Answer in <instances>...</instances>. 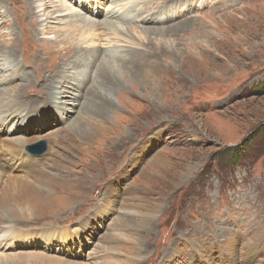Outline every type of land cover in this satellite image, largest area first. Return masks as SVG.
<instances>
[{
  "label": "rangeland",
  "instance_id": "374dc122",
  "mask_svg": "<svg viewBox=\"0 0 264 264\" xmlns=\"http://www.w3.org/2000/svg\"><path fill=\"white\" fill-rule=\"evenodd\" d=\"M113 1L119 0H98L103 5L96 10H110ZM137 1L153 11L152 18H161L155 26L170 31L150 38L135 33L137 52L129 43L130 49H118L112 60L123 63L135 52L141 64L148 59L145 69H156L152 63L159 58L157 69L123 81L126 92L116 86L107 114L97 107L79 113L89 79L67 118L52 98L50 103L30 89L44 86L58 57L69 50L56 53L37 35L24 0H0V59L12 45L16 50L14 59L0 60V101L21 96L22 109V123L12 122L14 134L3 131L11 122L1 109L0 143L25 139L24 151L35 156L50 144L57 151L49 166L58 167L66 180L89 178L83 191L72 189L71 180H59L57 186L45 181L37 197L23 174L3 175L0 215L25 222L13 221L16 230L0 233V254L12 264H264V0ZM166 45L172 53L144 51L161 47L167 53ZM26 48L27 62L22 60ZM49 54L54 60L48 64ZM62 64L68 70L76 66ZM35 66L42 78L46 75L43 82ZM57 68L52 81L64 70ZM66 91L67 96L76 93ZM76 117L82 120L70 125ZM117 169L127 177L118 172L109 195L108 179ZM123 184L127 190L116 191ZM3 199L10 200L4 204ZM48 199H66L69 206L56 204L57 217L38 219L39 205ZM97 203L113 211L99 221L103 227L95 222L102 218ZM130 206L132 219H122ZM0 226L6 229V223ZM50 228H56L55 237L43 233ZM39 253L53 259H41Z\"/></svg>",
  "mask_w": 264,
  "mask_h": 264
},
{
  "label": "bare ground",
  "instance_id": "6f19581e",
  "mask_svg": "<svg viewBox=\"0 0 264 264\" xmlns=\"http://www.w3.org/2000/svg\"><path fill=\"white\" fill-rule=\"evenodd\" d=\"M24 1L26 3L25 10L27 9V14L29 18H35V20L30 19V21L35 23L36 26L35 30H37L36 31L37 35L41 34L45 38L42 40H47L48 43L53 45L52 51L54 52L57 51L56 53H60V51L68 52L69 50L67 56L63 58H61V56L58 57L57 59L58 62L56 61L57 65L54 63L53 66L54 65L56 66L53 68L51 67L52 68L51 71L47 73L48 82H44V86L42 87L40 85H36L37 87H35L34 89L33 88L30 89V91H35L37 94H39L41 98L47 100L48 102L50 101V103L51 100L53 99V102L55 103L57 109L64 111L67 118L70 117V113L74 112L75 105L78 104V96L80 95L79 88L82 87L85 84V82H87L89 79H91L92 82L89 84L86 90L85 100L84 102H82V104L79 107V113L80 112H81L80 114L87 113L91 107L94 108L97 107L102 112L109 113L110 108L114 106V102L111 98V92L114 90L116 86H119L120 88H122V90H124V92H126L127 90H125L122 84L123 81L131 79L132 75L134 74L135 75L143 74L141 73V71L144 73L152 71V73L154 74V71L157 69V65H158L157 61L159 60V58L158 59L156 58L157 60L155 59V61L152 63V65H154L152 68L156 67V69H151V68L145 69L143 68V66L145 63L148 62V59L145 60L144 64H141L138 58H136L137 55L135 54V52L132 53L131 55L129 54L130 56L126 57L124 61H121L123 63H118L112 60L113 56L116 58L114 54H116V52L118 53V49H124L123 47H125V50L130 49V48L126 49L129 43H132V45L134 44L133 47H135V51L136 49L139 48L138 46H135L137 44H140L134 41L135 33L142 35L144 34V38H147L149 35L150 38V35L152 34L156 36L159 34L162 35V33L164 34L165 32L167 34L170 31V28H166L165 26L164 28L162 27L163 25L155 26V24L163 22L161 18H152L150 13H153V11H151L150 9H146V7L145 9L139 7L140 3L137 0L113 1L111 2V4H114L113 7L107 11L96 10L97 5H103L101 4V2H98V0H70L72 5L69 4L68 0H24ZM93 1L96 2L94 3ZM108 6L111 5L108 4L106 7ZM134 12L147 13V15L141 17L136 14H133ZM18 22H19V27H22V21L19 19ZM50 33L54 34L52 38L47 37V35ZM146 34H148L147 37ZM23 36L25 39L27 38L26 33H24ZM25 43L28 44L27 39ZM159 48L160 49L155 48L156 49V50L154 49L155 51H152V49L151 51L148 50H144V51L147 52L148 56L149 55L159 56L160 52L163 53L164 55L172 53V51L170 50L171 49L170 46L166 47L167 53L162 52L161 47ZM28 50L29 48H26L25 50L26 52L24 56H22L23 61L28 60V55H29ZM15 51L16 50L12 45V48L10 50L4 52V54L6 55H3V57L0 60L9 61V59H14L16 55ZM41 52L43 54V51ZM34 57L35 56L32 55V60H34L35 63L36 58ZM47 58L48 60L47 59L46 60L48 61V64L50 63V61L54 60L53 57L50 56V54ZM120 58L118 57V59ZM59 60L61 62H59ZM62 62L64 64H69L70 66L76 65L75 69L74 70L64 69L68 65L64 66L62 64L61 66ZM94 64H96V66L95 68L92 69ZM58 65L60 68L62 67L64 70L60 69L62 72L59 78L57 80L52 81V77L58 73L56 71V69H58L57 68ZM35 71L38 80L42 79L43 82V79L46 75L42 78L41 73L40 71L37 70L36 66H35ZM13 78H15L14 74L11 76V80ZM11 80L7 81L6 85L10 83ZM97 81L99 82L98 84ZM68 87L76 90V93L67 96L66 88ZM42 91H44L43 95L41 94ZM16 95L18 96L22 95V92L20 91ZM63 97H68V98L61 99ZM20 98L21 96L16 97L15 99L12 98V96H10V97H4L2 101H0V113L2 112L1 109L6 108V110H4L5 112L3 113V116L5 117L3 116L1 117H3L4 119L7 118L11 122L8 123L10 125L9 128L3 130L5 132L9 129L10 133H13L12 130L14 129L13 126L14 124L12 122H14V120L17 119L19 123H22V121H20L19 120L20 118L18 117L22 110L21 106L19 105ZM122 101L124 102L125 100L122 99ZM33 112L34 111L32 110V113H30L29 118H32V116L34 115ZM81 118L82 117L74 118L73 120H71L70 125H74L75 123H78V121L80 122V120H82ZM15 128L20 129L18 127ZM102 130L105 131L104 129ZM91 131L94 132L92 128ZM20 132L22 133L23 131ZM92 135L93 133L90 134V137H92ZM93 136H96V134ZM25 142H27L25 139L22 140L19 138H15L9 140L8 138H5L3 142L0 143V178L3 175L7 174L8 179H13V176L15 175L13 173H15V171L18 172L19 174H23L22 176L26 179L27 182L26 185H30V188L33 190V193L35 191L37 192V195L35 194L34 195L40 197L42 194L39 193L42 192V190L44 189V188L42 189V187H38L40 186L41 183L43 184L46 181V182H51L56 186L60 185L58 184V181L64 180L66 178V174H64L58 167H54V166L51 167L48 165V163L50 162L51 165H54V161H55L54 154H56L55 151H57L55 150L54 146L48 144V148L44 153H42L39 156H35V155H31L27 151H24L23 144ZM155 163H157L156 159H155ZM57 172H61V173H57ZM118 172L125 173L127 177V173L125 170H120V169L115 170L110 175L108 179L109 183H107V187H106L107 188L106 192L109 195L114 190L113 186L109 184H111V182L115 183V177ZM88 179L89 178L85 175H79L72 179H68V180L65 179L64 182L67 181L69 184L71 180L72 183L70 185L72 189L74 190L76 189L77 191H83L85 189V184H87L88 182ZM125 190H127V188L123 184L122 186H119L116 191L123 192ZM52 193L53 192H51V194ZM108 197L109 196L105 197L104 200L107 201L106 199H108ZM7 200L10 199H5V200L3 199V203L5 204ZM61 200L60 199L43 200L39 205L40 209L39 212L37 213L38 219L40 218V216L41 217L45 216V214H50V215L52 214L54 218L57 217L54 215L56 214L54 210L55 209L54 206L56 204H59L60 206L63 205L65 207L69 206V200L65 199L64 202H60ZM70 200L72 203V199ZM7 207L11 209L15 208V206H7ZM94 208H95V203L92 205V210H94ZM97 210H99L102 213V218L100 220H96L95 222L98 223L100 227H103L104 222H99V221L101 220L104 221L107 218V216L113 211L110 210L108 206L98 203H97ZM20 211L24 212V214L28 215V217L34 216L33 212L30 211L29 209L27 210L26 208L25 209L20 208ZM27 211H29V213H27ZM134 212L135 211H133L130 206L125 211V214L123 213L122 219L131 220L132 214ZM83 218H80L78 220H81ZM13 221H17V223L25 222V220L21 221V219H17V218L16 220L13 218L4 219L0 215V222L6 223V229L0 226V233L4 232L5 234H7V232L9 231H11L10 233H12L14 230H16L17 228L14 227L16 223H14ZM65 222L59 223L58 225L63 226L61 224H65ZM52 227L55 226L53 225ZM50 229L51 230L43 231V233H46V235L56 236L57 235V231L55 230L56 228H50ZM81 231L82 230H80V232L76 234L77 236H75L78 239H80ZM10 233H8L7 235H9ZM35 236L37 237V234L34 235V237ZM8 241L11 242V240ZM14 244H19V243H11L10 245H14ZM22 246L28 247L25 244H23ZM37 256H39L41 259L42 258H46L49 260L53 259L44 255L43 253L42 254L39 253L37 254ZM20 258L21 257H19L18 259ZM0 264H12V262L9 261L8 258H6V256H4L3 254H0Z\"/></svg>",
  "mask_w": 264,
  "mask_h": 264
},
{
  "label": "trees",
  "instance_id": "16d2710c",
  "mask_svg": "<svg viewBox=\"0 0 264 264\" xmlns=\"http://www.w3.org/2000/svg\"><path fill=\"white\" fill-rule=\"evenodd\" d=\"M232 157H233V158L235 157L234 153H233ZM235 158L237 159L238 157L236 156Z\"/></svg>",
  "mask_w": 264,
  "mask_h": 264
}]
</instances>
